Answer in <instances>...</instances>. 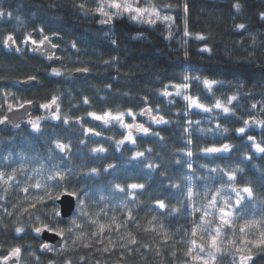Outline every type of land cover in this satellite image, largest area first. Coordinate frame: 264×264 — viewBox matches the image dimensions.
<instances>
[{
	"label": "trees",
	"instance_id": "obj_1",
	"mask_svg": "<svg viewBox=\"0 0 264 264\" xmlns=\"http://www.w3.org/2000/svg\"><path fill=\"white\" fill-rule=\"evenodd\" d=\"M101 3L0 0V120L9 105L27 103L37 119L53 99L58 117L42 120L38 131L27 122L14 129L0 123V264L5 257L7 264H191L201 217L194 206L204 185L253 191L234 206L218 263L241 264L245 256L243 264H264V153L255 148L264 147V0H140L174 17L172 38L161 25L126 18L104 25ZM9 35L14 51L4 44ZM42 40L57 48L54 61L26 46ZM78 71L86 76L74 77ZM31 78L35 87L20 86ZM173 87L211 111L171 95ZM90 113L111 115L98 120ZM119 114L147 133L126 142L128 131L113 118ZM58 143L67 146L63 152ZM225 144L227 152L204 151ZM57 173L63 179H49ZM49 192L76 193L72 218L55 215L58 199ZM42 224L64 229L61 248H42L47 243L34 231ZM17 247L19 257L12 256Z\"/></svg>",
	"mask_w": 264,
	"mask_h": 264
},
{
	"label": "rangeland",
	"instance_id": "obj_2",
	"mask_svg": "<svg viewBox=\"0 0 264 264\" xmlns=\"http://www.w3.org/2000/svg\"><path fill=\"white\" fill-rule=\"evenodd\" d=\"M112 2L113 0H102L101 7H100V8H103L104 11L107 12L112 17L110 21L108 20V16L101 15L98 10V13L100 14L102 18V21H107V22H102L104 25L110 26L114 19L126 18L127 20H129L130 22L134 24L141 25V26H147L150 28H154L158 25H161V27H163V29L166 31L168 38H172L177 33L175 19L169 13L163 12L152 6L141 7L140 0H116L117 3H120L122 5L124 3H127L131 5L133 8L148 9L149 11H151L154 8L159 13V16H160V19H157L155 16L149 17L148 13H144V15L141 16L140 18L133 20L131 17L135 15V13L125 12L123 8L119 10L116 8H113L110 6ZM165 16L171 17L172 19L170 21H165L163 19V17ZM149 19L153 20L154 23H149L148 22ZM199 37H203V36L197 35L196 39H201ZM40 42L36 41V43L34 44L31 41V42H28L26 46L28 47L31 53L38 54L39 47L42 45ZM54 60H55V57L53 55L49 54L45 57V61L52 62ZM53 75H57V74L53 71ZM60 75L62 74L59 72V75L57 76H60ZM181 91H182L181 87H173L170 94L174 96L180 95L182 96L181 98L185 99L186 95L183 94ZM52 107H53V104H50V107L48 108L41 107V115L37 119L30 118L27 121V124H32L31 122H37L39 125L41 121L45 119L57 120V118H54L56 117V114L53 113ZM118 121L114 120L113 122L117 123ZM123 124H127L124 118H123ZM130 125L133 126L131 129L126 128V127L124 128L128 131V134L129 132H131L132 139L134 140L137 133L141 132L136 127V125H140V124H137L136 120H134V122ZM126 142H128L131 145L134 144L132 140H129ZM124 144H122V146ZM219 153H223V152L207 153V154H219ZM217 193H219V195H217ZM242 195L244 196V198L240 200L239 203H237V196H236V192L233 191V187L228 186V185H219V186H216L214 189H212L210 185H204L203 190H201V196H200L201 198L200 200L195 201V206H194V213L201 214L199 223L196 227L197 229L196 234L199 240L195 243V247L198 253L197 257H200V259H196L191 264H205V261H207V264H219L217 251L213 249L212 247H210L209 238L211 236L216 235V232H215L216 228H220V236L218 238V244L220 243V241L225 236V228L232 224L234 206L244 203L245 200L248 198L246 193H242ZM213 197H215L216 199L215 207L211 206ZM225 201H227V204H225ZM221 208H223L224 211L226 212H231V216L227 217V219L230 220L229 225H224L221 223V219H220L221 214L219 211V209ZM205 213H208V215L205 216Z\"/></svg>",
	"mask_w": 264,
	"mask_h": 264
},
{
	"label": "snow or ice",
	"instance_id": "obj_3",
	"mask_svg": "<svg viewBox=\"0 0 264 264\" xmlns=\"http://www.w3.org/2000/svg\"><path fill=\"white\" fill-rule=\"evenodd\" d=\"M110 6L113 7V8H116L118 10L121 9V8H123V10L125 12L135 13V15H133L131 17L133 20H136V19L140 18L141 16L144 15V13H148L149 17L155 16L157 19H160L159 13L154 8L151 11H149L148 9L133 8L131 5H129L127 3H124L123 5L120 4V3H117L116 0H113L112 4ZM168 6L171 7V5H168ZM81 7H83V5H81ZM238 7H239V5H237V8ZM187 10H188L187 9V5H185L184 6V11L187 12ZM99 12H100L101 15L108 16V20L109 21L112 19V17L107 12H105L103 8H100L99 9ZM3 15H4V13L2 11H0V16H3ZM9 15H10V13H9ZM262 15H264V14H262ZM163 19L165 21H170L172 18L171 17H168V16H165V17H163ZM102 22H107V21H102ZM148 22L149 23H154V21L151 20V19H149ZM239 27L240 28H243L244 25L241 24V25H239ZM185 34L187 35V32ZM199 38L202 39L203 37H199ZM45 39H47V37H45ZM9 42H14L13 37L11 35L7 36V38L4 40L5 46H8L9 45ZM32 43L35 44L36 41H32ZM40 43L43 44V41H41ZM17 50H19V49H17ZM53 71L57 75H59V72L57 70L53 69ZM204 83H205L206 86H209L210 87L212 82H209V81L205 80ZM165 95H168V93H165ZM186 99H188L190 101L191 105H194L195 107L200 108V109H202L205 112L211 111L210 108L205 107L203 104L199 103L195 99H192L191 97H186ZM233 99H235V97H233ZM85 102H87V101H85ZM52 103L53 104L55 103V99H53ZM8 107H9V110H11L12 105H9ZM42 107L48 108V107H50V105L45 104V105H42ZM215 107H217V108H223V111L224 112H228L229 111V109L227 107H224L223 105H221V103L219 101H217ZM90 115L94 116L95 119L100 120V119H105V117L110 116L111 114L110 113H105L104 116H97L94 113H90ZM129 115H132V113L129 112ZM54 118H57L58 119V117H54ZM113 118L116 119V120L121 121L123 127L129 128V129H131L133 127L132 125L123 124V114H119V115H117V116H115ZM67 122L68 121L65 120V123H67ZM156 122L157 123H162V122H166V121H163V118H159V119H156ZM0 123H4V120H0ZM31 123H32L33 128L38 131L39 130L38 123L37 122H31ZM245 123H247V121ZM136 127H137L138 130L143 131L145 133H147V131H148V129L144 128L142 125H136ZM238 131L240 133H243L245 131V129L244 128H240V129H238ZM126 139L132 140L133 143L135 142L132 139L131 132H129V134L126 137ZM252 139H253L252 137H249V140H252ZM121 143H123V141H121ZM56 147L59 148L63 152L66 149L67 146L58 143L56 145ZM255 148H256V151L257 152L264 153V147H262L260 144H255ZM228 150H229V145H227V144L223 145L221 148L211 147V148L204 149V151L207 152V153L227 152ZM93 151L103 152L104 149L103 148H97V149H93ZM136 155L137 156H143L144 154L138 152V153H136ZM188 155L191 156L192 153L191 152H188ZM149 167H151V165H149ZM92 171L95 172L96 170L93 169ZM226 175L228 176L229 180H234L235 179V174L234 173H226ZM57 176H59L61 179H63V174L62 173H57L55 176H50L49 179H56ZM2 178H3V174L0 173V179H2ZM10 179H11V177H10ZM40 186L41 185L39 183L36 185V187H40ZM116 187L121 192L125 191V189L122 188L120 185H117ZM128 187L130 189H137V188H143L144 185H142V184H131V185H128ZM25 191H27V189H25ZM233 191L236 192L237 203H239L240 200H242L244 198V196L242 195V193H246L247 194V197L249 199L252 198V196H253V191H252V189L250 187H244L242 190H237V189L233 188ZM65 194L68 195V196H75L76 195L75 192L65 193ZM60 195H61V193H57L55 196H53V194L50 193V192L47 193V196H48L49 199H59ZM191 195H192V193H191V190H190L189 193H188L189 199L191 198ZM217 195H219V193H217ZM215 204H216V199H215V197H213L212 198V202H211V206L212 207H215ZM225 204H227V201H225ZM33 206H35V205H33ZM159 206L161 208L165 207V205H164V203L162 201L159 202ZM219 211H220V214H221L220 215L221 223L224 224V225H229L230 224V220L227 219V217H230L231 216V212H226V211H224L223 208L219 209ZM55 215L58 216V215H60V213L59 212H56ZM206 215H208V213H205V216ZM92 222L93 223H96V221H92ZM72 223L75 225L76 224V221L73 220ZM76 226L79 227V225H76ZM44 230L53 231L54 229L49 228V226L47 224H42L41 227H36L34 229V231L36 233H38V234L41 233ZM104 230H105V225H102L101 224L99 226V232L102 233ZM244 230H245L244 227H241L240 228V231L241 232H244ZM16 231L19 233V232L22 231V229L18 227L16 229ZM68 231H71V229H68ZM192 231H193V235H195L196 232H197V229L194 228ZM55 232H56V235H58V236H61L62 237L64 235V229H58V230H55ZM215 232H216V235L215 236H211L209 238L210 239V247H212L213 249H215L218 252V251H220V246L218 244V238L220 236V228H216L215 229ZM93 235H97V233H93ZM131 242L132 243H136V241L134 239ZM85 246H87V245H85ZM42 248L51 250L50 249V246L48 244L42 245ZM189 251L191 252V250H189ZM237 251H241V249L238 248ZM20 252H21V249L17 247V248L12 249L11 255L12 256L19 257ZM8 259H10V257H5L4 258L5 264H7V260ZM194 259H200V257H194ZM213 259H214V257H213ZM246 259H250V257L241 256L240 257L241 264H243V262ZM205 264H207V261H205Z\"/></svg>",
	"mask_w": 264,
	"mask_h": 264
},
{
	"label": "water",
	"instance_id": "obj_4",
	"mask_svg": "<svg viewBox=\"0 0 264 264\" xmlns=\"http://www.w3.org/2000/svg\"><path fill=\"white\" fill-rule=\"evenodd\" d=\"M10 48L12 51L15 50L13 44H10ZM56 52V47H54L50 43H46L41 47L40 53H50L53 54ZM74 77H84L86 76L85 71H78L73 74ZM38 84V81L31 78L24 80L20 83V86L24 89H29L31 87H35ZM33 105L31 103L23 104L17 108H13L9 110L5 115L4 123L1 124V127H9V128H18L24 122H26L32 115ZM53 112H57V107L54 106ZM68 150H66L65 154H68ZM57 206L60 210V216L62 219L67 220L73 217L77 210V198L75 196H68L65 193L62 194L56 202ZM41 240L47 244H50L56 248H61L64 244L63 236L56 235V232L44 230L39 233ZM17 262L16 259L10 261V264H14Z\"/></svg>",
	"mask_w": 264,
	"mask_h": 264
},
{
	"label": "flooded vegetation",
	"instance_id": "obj_5",
	"mask_svg": "<svg viewBox=\"0 0 264 264\" xmlns=\"http://www.w3.org/2000/svg\"><path fill=\"white\" fill-rule=\"evenodd\" d=\"M49 41H50V40H49ZM50 42H52V41H50ZM43 43L46 44V43H48V42H47V40H44ZM52 44H53V42H52ZM37 47H38V46H37ZM35 49H36V47H35ZM40 49H41V47H39V51H38L39 53H38V54H40L41 57H44V58H45L47 55H49V53L41 54V53H40ZM50 55H53V54H50Z\"/></svg>",
	"mask_w": 264,
	"mask_h": 264
}]
</instances>
